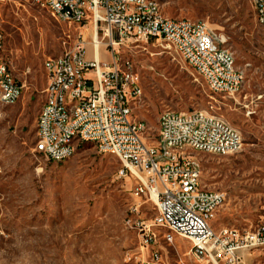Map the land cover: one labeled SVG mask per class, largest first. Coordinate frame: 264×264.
I'll return each mask as SVG.
<instances>
[{
    "label": "rangeland",
    "instance_id": "1",
    "mask_svg": "<svg viewBox=\"0 0 264 264\" xmlns=\"http://www.w3.org/2000/svg\"><path fill=\"white\" fill-rule=\"evenodd\" d=\"M158 1L167 17L202 20L221 36L246 83L235 96L215 93L173 43L125 40L116 51L132 61L143 88L134 117L147 124L148 143L158 142L165 111H205L238 129L244 138L238 153L195 155L203 187L226 194L213 228L254 230L264 223V25L249 0ZM94 29L92 21H59L34 0H0L2 54L24 87L16 104L0 108V264H141L148 258L140 232L128 223L135 183L119 176L117 156L92 142L80 143L62 163L33 151L47 85L44 62L82 41L81 32L92 56ZM112 52L103 46L101 59L110 62ZM140 213L152 219L158 209L144 203ZM191 246L175 235V245H163L165 263L192 264ZM240 253L244 264H264V247Z\"/></svg>",
    "mask_w": 264,
    "mask_h": 264
},
{
    "label": "built area",
    "instance_id": "2",
    "mask_svg": "<svg viewBox=\"0 0 264 264\" xmlns=\"http://www.w3.org/2000/svg\"><path fill=\"white\" fill-rule=\"evenodd\" d=\"M53 12L59 21L84 25L92 21L94 53L88 55L84 35L82 41L63 54L44 62L47 85L45 101L37 118V137L33 148L37 157L74 153L72 147H60L62 138L102 137L100 152L123 151V169L119 176L135 183L131 193L136 201L131 207L132 217L138 220L142 248L148 258L141 264H166L163 245H175V238L165 232L155 236V225L175 224L179 237L191 241L192 264H244L241 250L264 247V223L254 230L241 231L223 227L216 231L212 223L226 196L222 191L207 190L202 185L203 165L195 153L229 156L241 151L242 133L216 115L203 111L194 113V121H186L179 111H165L159 117L157 143L145 139L147 124L134 117V106L143 94L135 87V95H128V87L140 80L130 59H121L116 46L125 40L163 41L176 38L184 44L195 62L210 73L213 85L221 94L235 96L243 91L246 81L234 70L236 57H222L219 43L222 37L214 32L207 38L208 25L202 20L171 18L157 15V0H34ZM258 23L264 25V0L253 6ZM79 3L94 8V17L79 13ZM106 41V42H105ZM113 49L111 61L101 59L102 47ZM4 35L0 30V50ZM75 60H83V87H76L71 74ZM122 61H129V69H122ZM0 78L9 86L2 106L16 104L23 93L10 66L0 63ZM78 90L75 108L77 121H69L65 95ZM215 117V124H208ZM55 127H62V136H55ZM220 133V142L204 139V131ZM224 142H233V151H224ZM151 203L158 209L152 219L141 217V207ZM152 252H159V260H152ZM180 264H188L180 262Z\"/></svg>",
    "mask_w": 264,
    "mask_h": 264
},
{
    "label": "bare ground",
    "instance_id": "3",
    "mask_svg": "<svg viewBox=\"0 0 264 264\" xmlns=\"http://www.w3.org/2000/svg\"><path fill=\"white\" fill-rule=\"evenodd\" d=\"M253 6H260V0H253ZM157 7H160V3L157 0ZM79 13L84 15V17H94V8H88L86 3H79ZM157 15H162V17H167L161 8H157ZM256 16V15H255ZM258 21V17H256ZM207 38H214V32L207 28ZM165 40L173 43L178 49L179 53L183 56L188 65L197 73L201 78L205 80L210 89L215 93H220V89L213 85V79L210 77V73L205 71L204 68L197 64L191 53L186 51L184 44L177 41L176 38H165ZM223 41L219 43V52L222 57H230V50L223 45ZM93 45V43H92ZM3 50H0V63H5L3 57ZM130 65H134L130 60ZM122 69H129V61H122ZM234 70L242 76V81H246V73L243 69L237 67L236 60L234 61ZM71 74L76 87H83L84 75H83V60H75L73 66H71ZM135 87H141L140 80H134V87H128V95H135ZM6 94H9V86L5 85V79L0 78V102H4L6 99ZM78 97V90H70L68 94L65 95V108H67V117L69 121H77L78 108H75V103ZM194 113H202L199 110L180 112L186 118V121H194ZM208 124H215V117H208ZM229 124V123H227ZM55 136H62V127H55ZM204 139H211L212 143L220 142V133L214 130L204 131ZM92 142L94 143L100 151V145L102 144V137H87V138H62L60 139V147H72L73 152H76L80 143ZM224 151H233V142H224ZM104 154H112L117 156L123 163V151L119 150H106ZM74 153L59 154L49 157L48 155H41L40 158L46 161L62 163L70 159ZM123 169V166L120 170ZM224 196L226 194L224 193ZM130 226L138 229V220H129ZM161 228L170 238H175V235L179 236V230L176 228L175 224H159L155 225V236H163L158 229ZM152 260H159V252H152ZM145 261V260H143Z\"/></svg>",
    "mask_w": 264,
    "mask_h": 264
},
{
    "label": "crops",
    "instance_id": "4",
    "mask_svg": "<svg viewBox=\"0 0 264 264\" xmlns=\"http://www.w3.org/2000/svg\"><path fill=\"white\" fill-rule=\"evenodd\" d=\"M244 256V255H243Z\"/></svg>",
    "mask_w": 264,
    "mask_h": 264
}]
</instances>
